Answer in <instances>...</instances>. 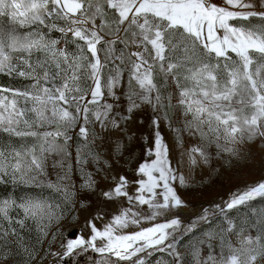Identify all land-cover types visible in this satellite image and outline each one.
<instances>
[{"label":"snow or ice","instance_id":"snow-or-ice-1","mask_svg":"<svg viewBox=\"0 0 264 264\" xmlns=\"http://www.w3.org/2000/svg\"><path fill=\"white\" fill-rule=\"evenodd\" d=\"M0 75L28 82L0 86V133L16 138L0 146V184L29 190L0 198V264H81L90 253L92 264H145L157 251L188 264L178 240L201 223L194 264H264V176L190 224L174 214L197 195L185 157L195 168L209 149L225 163L257 152L264 171V0H0ZM173 100L190 117L180 130ZM184 132L199 143L184 147ZM137 148L135 179L109 176ZM101 201L121 207L57 242L74 212ZM158 217L168 219L125 231Z\"/></svg>","mask_w":264,"mask_h":264},{"label":"rangeland","instance_id":"rangeland-1","mask_svg":"<svg viewBox=\"0 0 264 264\" xmlns=\"http://www.w3.org/2000/svg\"><path fill=\"white\" fill-rule=\"evenodd\" d=\"M217 3L223 2V0H216ZM169 95L173 94L172 89H168ZM178 97V92L175 93ZM173 105L170 109L169 115L171 117V122L173 128L176 130L183 129L185 127L186 121L190 119V117L185 116L182 109L177 105L176 100H173ZM163 134L169 140L170 144L175 143L176 133L173 132L171 128L167 126V123L162 128ZM183 141L185 142L184 147L190 148L191 146L199 143L198 136L189 135L188 132H184ZM257 148L260 147L259 144L256 145ZM174 157L173 163L176 165L177 161H181V147H174ZM212 152V158L209 164H200L199 166L192 168L186 162V157L183 161H181L180 168L183 173L189 175L194 181L191 187L196 189L197 195L195 198L191 199L188 203V206L182 209L175 211V215L179 216V218L183 221L185 225L190 224L193 220H195L196 216L202 211L203 208L214 207L216 204H220L223 201L227 200L229 196L241 188L243 186L242 181L247 180L249 183H252L255 179H258L260 176H264V171L261 170V160L262 158L259 156L257 152H252L250 155H245V158L236 160L232 159L231 162L225 163L224 160H220L215 156V151L213 149H209ZM142 158V153L139 148L136 149L135 158L131 165L122 164L114 173L109 174L112 175H126L129 180L135 179L132 168H135L136 163ZM247 165V167H245ZM104 175L103 173L101 174ZM52 179H55L53 175ZM112 183L110 179H105L101 184V188H106L108 185ZM134 185L130 186V191L134 188ZM121 207V204L117 202V204L113 205L110 203H104L103 201L96 203L93 202L91 208L88 210H82L74 212L73 215L77 217L75 221H69L64 224V226L57 232V237L62 239L63 236L70 235L72 231H76V235L83 233L85 236L88 235V229L85 224V221L96 217V225L97 227H102L105 223H107L113 215L116 214L117 208ZM100 213L103 216V219L100 216H97V213ZM144 214H147V208L143 209ZM168 217H158L154 221H142L139 226L131 225L125 231L134 232L138 231L140 228L151 227L155 223H164ZM203 224V223H201ZM199 224L198 226H200ZM197 226V227H198ZM27 238L31 237L34 239L36 232L35 229H31L26 231ZM186 235H182L178 240V250L181 252V255L184 260L188 261V264H194V260L192 257V253L190 251L191 246L198 240L202 239L203 236H195V239L192 240H184L183 238ZM37 247L43 248L44 246L38 245ZM55 247V244H53ZM207 249H202V255L206 254ZM94 256L95 254H85L82 258H78L81 261V264H92V261L89 259V256ZM51 257H44L41 261V264H49ZM172 260V257L167 254V252H153L150 256H145V264H167V261ZM17 264H22L20 258H16Z\"/></svg>","mask_w":264,"mask_h":264},{"label":"trees","instance_id":"trees-1","mask_svg":"<svg viewBox=\"0 0 264 264\" xmlns=\"http://www.w3.org/2000/svg\"><path fill=\"white\" fill-rule=\"evenodd\" d=\"M27 81H25L22 78L16 77H7L0 75V86H7L9 88H20L23 89L24 87L27 86ZM15 146L16 145V138L12 137L9 138L6 134L0 133V146ZM35 191H39V189H36ZM29 190L24 188L23 186H15L12 183H9L7 185H2L0 184V198H7L8 196H12L13 198H16L17 196H22L25 194H28ZM207 225L206 224H201L198 226L195 230L194 233H190L186 235L183 239L184 240H192L195 239V236H201L202 233L200 231L201 228H204L207 230ZM26 231L27 229L23 230L22 234L27 238L26 236ZM39 248V247H38Z\"/></svg>","mask_w":264,"mask_h":264},{"label":"water","instance_id":"water-1","mask_svg":"<svg viewBox=\"0 0 264 264\" xmlns=\"http://www.w3.org/2000/svg\"><path fill=\"white\" fill-rule=\"evenodd\" d=\"M70 235L74 237L76 235V231H72Z\"/></svg>","mask_w":264,"mask_h":264}]
</instances>
